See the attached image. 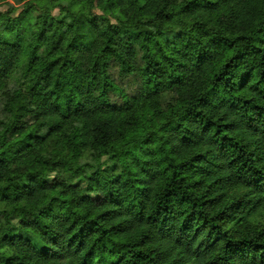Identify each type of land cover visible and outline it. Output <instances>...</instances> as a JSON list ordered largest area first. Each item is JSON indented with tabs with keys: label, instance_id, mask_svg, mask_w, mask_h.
Returning <instances> with one entry per match:
<instances>
[{
	"label": "trees",
	"instance_id": "1",
	"mask_svg": "<svg viewBox=\"0 0 264 264\" xmlns=\"http://www.w3.org/2000/svg\"><path fill=\"white\" fill-rule=\"evenodd\" d=\"M159 2L163 6L156 16L163 14L166 21H174L167 0ZM255 2L219 0L212 42L225 54L223 58H205L201 67L213 84L232 81L234 73H229L238 59L242 63L253 61L239 74L244 81L239 91H252L256 87L254 80L256 84L264 82V27L260 26L264 25V15L252 8ZM191 6L192 0H188L179 12ZM146 7L147 3L140 11ZM150 24L146 18L137 21L139 30L134 28L133 35L146 40L143 33ZM181 35L187 48L191 43L188 32L181 28L176 36ZM62 61L64 53L56 52L47 64L34 65V70L58 76V70L65 67ZM160 66V60L149 61L145 71L152 69L155 74ZM176 78H180L179 73ZM191 87H196L195 81ZM235 100L241 105L251 104L250 123L264 118V104H253L251 99L239 95ZM193 111L202 118L203 135L214 134L218 138L216 154L229 159L228 174H219L225 171L220 166L214 174L206 152L195 151L186 158H176L165 137L183 126L166 118L155 120L150 108L137 109L134 114L121 112L115 114V119L106 114L87 131L79 119L70 126L52 121L45 126L12 120L0 131V220L6 222L0 227V264H183L186 257L192 264H244L239 259L244 251L249 264L261 261L264 200L247 199L237 191L236 173L247 177L240 187L264 191V169L256 167L264 162V157L246 151L226 123L208 119L206 112L187 107L183 100L173 109L174 118L183 120L185 114ZM188 131L184 129L182 141L189 148H199V142ZM86 136L92 137L99 154L97 157L92 152L83 158H98L101 166L100 177L95 172L87 177L88 188L79 178L83 173L75 167L76 150L85 144ZM149 143L155 145L151 151L148 147L137 151L138 145ZM130 155L135 156L137 170L128 173L124 162ZM146 155L156 159H144ZM57 166L79 173L75 182L64 184L55 177L46 179ZM101 181L104 190L93 194L91 185ZM56 209H63L64 213ZM13 219L16 224L11 223ZM57 227L63 230L57 231ZM233 231L255 235L238 240L231 238ZM241 244L246 248L238 247Z\"/></svg>",
	"mask_w": 264,
	"mask_h": 264
},
{
	"label": "clouds",
	"instance_id": "2",
	"mask_svg": "<svg viewBox=\"0 0 264 264\" xmlns=\"http://www.w3.org/2000/svg\"><path fill=\"white\" fill-rule=\"evenodd\" d=\"M167 2L168 10L175 16L171 22L166 21L163 14L156 16L163 6L159 0H0V121L3 122L0 131L17 118L29 124L40 122L45 126L48 121L70 126L73 120L79 119L87 126V131L106 114L108 118L115 119V114L121 112L134 114L137 109L150 108L155 113V120L166 118L183 126L175 128L165 137L176 158H186L188 153L195 151L206 152L213 173L216 174L215 170L220 166L225 171L219 174H228L229 159L216 154L218 138L214 134L203 135L202 118L196 117L195 111L185 114L183 120L174 118L173 109L179 100H183L187 107H199L206 112L208 119L226 123L231 134L246 146V151L264 157V118L250 123L251 104L241 105L235 100V96L239 95L251 99L253 104H264V91L256 95L258 90L264 89V82L256 84L254 80L256 87L252 91H239L244 84L239 74L251 67L253 61H234L229 73H234V79L227 83L219 81L213 84L207 72L201 71L205 58L218 59L225 54L223 48L215 47L212 42V36L216 35L219 0H192L191 8L183 13L179 9L188 0ZM145 3L147 7L140 11ZM252 8L264 15V0H256ZM142 18L151 21L143 33L146 40L133 35L134 28L139 30L137 21ZM173 27L176 31L183 28L188 32L187 39L191 43L187 48L183 43L184 37L176 36ZM69 44L72 47H68ZM177 44L179 47L174 46ZM56 52L65 55V61L61 62L65 63V67L58 70V76L34 70V65L47 64ZM156 60L161 61L159 70L155 74L152 69L145 71L148 62ZM177 73L180 74L179 79L176 78ZM192 81L196 82L194 89ZM53 85H56L54 90ZM172 126L170 124L169 128ZM184 129H188V135H193L194 140L199 142V148H189L182 141ZM84 140L85 144L76 150L75 167L83 173L79 178L88 188L87 177L94 172L100 177L98 169L101 166L98 158H83L92 152H96L97 157L99 154L91 136L84 137ZM143 147L151 151L155 145H138L137 151ZM134 159L135 156L130 155L124 162L128 173L137 170ZM144 159L154 160L156 157L146 155ZM256 167L264 169V162ZM74 172V169L69 171L57 166L46 179L51 181L55 177L57 181L70 184L79 175ZM236 177L237 191L247 199L264 200V191L240 187L247 177L242 173H236ZM91 187L93 194L103 191L104 182ZM56 211L64 213L63 209ZM11 223L16 224V219ZM4 226L6 222L0 220V227ZM56 230L62 231L63 228L57 227ZM254 235L233 231L231 238L245 240L252 239ZM238 247L246 248L243 244ZM239 259L249 264L247 251L242 252ZM261 261L253 260L251 264H261ZM183 264H192V261L186 257Z\"/></svg>",
	"mask_w": 264,
	"mask_h": 264
}]
</instances>
